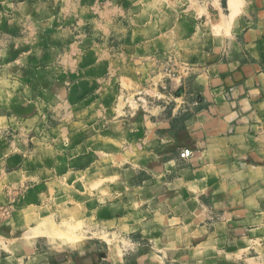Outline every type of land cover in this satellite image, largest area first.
Masks as SVG:
<instances>
[{"label": "crops", "instance_id": "1", "mask_svg": "<svg viewBox=\"0 0 264 264\" xmlns=\"http://www.w3.org/2000/svg\"><path fill=\"white\" fill-rule=\"evenodd\" d=\"M189 3L199 16L195 17L197 22L202 18L200 12L207 13L212 24L214 21L224 23L228 33L223 38L228 42L220 45L222 39L213 31L206 42L198 41L205 35L204 26L191 30L187 45L197 43L190 46L194 47L193 51L188 49L199 68L183 85L177 78L165 80L164 84L149 78L148 84H140L139 79L129 75L120 77V90L116 96L125 91L139 93L147 85L146 90L154 98L171 97L175 105L156 106L153 103L148 107V114H142L146 120L143 127L138 126L129 133L133 141L129 142L127 150H137L135 137L136 142L142 140L137 151H142L143 155L140 153L138 157L135 154V162L153 174L148 181H142L147 184L141 188L145 189L142 190L143 204H140L143 208L138 207L136 215L129 218L126 213L123 214L125 217H120L122 204L118 205L114 215H109L111 212L105 209L106 205H101L98 210H103L107 218L100 221V226L106 229L117 227L122 233L132 229L151 240L148 251L133 257L139 258V264H222L225 259L228 264H233L244 254L245 257L250 255L240 263L264 264V0H191ZM211 7H214V15L208 11ZM24 19L15 14L0 16V32L9 40L8 44L0 42L3 47L0 54L14 52L17 46L19 58L26 56L23 41L28 33L23 25ZM173 33L172 30L166 31L148 42L149 53L172 49ZM181 46L184 48L183 44ZM20 65L22 68L25 64ZM0 83L5 84L0 90V206L12 207L13 212V216L6 220L0 217V251L6 253L0 257V264H104V261L105 264H125V257L117 246L102 252L91 243L82 242L70 247L77 251L73 257L61 254L64 249L55 252L42 248L46 233L55 229L49 219H45L49 210L46 205L53 200V195L58 196V183H76L71 193L77 194L70 195L68 202L63 204L68 208V216L73 218L84 211L85 218L79 219L83 222L90 208L86 200L91 199L90 188L95 182H100L101 204L104 199H109V192L102 188L103 182L111 180L122 187L120 182L124 171L120 164L123 165L125 159L128 160L124 162L132 159L130 154L123 156L125 130L121 133L119 128L123 129L129 123L121 118L123 106L104 107L101 104L105 116L110 115L112 119L105 121V128L101 131V135L111 137L110 142L102 141L94 148L100 153L99 164L89 162L83 171L69 170L61 175V169L54 163L51 169L43 170L48 178L35 179L29 173L27 162L16 160L17 155L22 154V147L12 146L11 150L4 136L10 133L13 124H19L20 134L31 136V141L44 142L36 138L43 123L42 111L34 98L25 104L23 115L14 116L6 105L10 94L4 87L9 84L6 79ZM100 84L104 88L99 92L100 96L104 97V93L107 96L110 92L108 83L101 81ZM161 85L164 90L159 88ZM51 87V102L58 103L60 83L52 82ZM193 91L194 97L191 95ZM94 100L87 98L74 106L68 104L69 109L81 105L90 108ZM32 123L35 127L26 129ZM40 145L51 150L53 156L58 150L54 143ZM77 151L80 153L73 152L74 159L83 156L80 147ZM104 156L112 160L114 156L115 171L91 176L90 171L102 165ZM78 183L83 185L84 191L76 188ZM17 187L25 188L19 197L14 192ZM136 192L134 189L125 194L126 198H132L130 211L139 201L135 198ZM110 199L113 200L111 196ZM172 233L175 237H169ZM46 245L50 244L47 242ZM171 249L182 253L179 257L171 256ZM250 249H254V253H249Z\"/></svg>", "mask_w": 264, "mask_h": 264}, {"label": "rangeland", "instance_id": "2", "mask_svg": "<svg viewBox=\"0 0 264 264\" xmlns=\"http://www.w3.org/2000/svg\"><path fill=\"white\" fill-rule=\"evenodd\" d=\"M189 1L191 0H0V16H14V14L23 16L25 18L23 25L25 24L28 33L23 41L26 44V56L19 58L17 46L14 52L7 51V54H4L5 52L0 54V80L6 79L9 84L7 88L4 87L10 94L6 105L9 106L14 116H19L24 114L25 104L36 98L37 107L41 109L44 117L42 127H38L39 134L36 137L44 142L31 141V136L23 132L20 134L19 124H13L9 129L10 133L4 138L11 150L12 146L22 147V154L20 157L17 155L16 160L27 162L29 173L34 178H48L43 170L51 169L54 163L61 169L59 172L61 175L69 170L83 171L89 162L99 164L100 153L94 148H97L102 141L110 142L111 137L101 135V131L105 128L103 127L105 121L112 119L110 115L108 118L105 116L101 104L104 107L123 106L121 118L129 121L123 129L119 128L121 133L125 130L123 156L126 154L132 156L129 161L124 162L128 160L125 159L123 163L120 162L123 164H120V167L124 171L121 178L123 181L120 182L122 187L116 186L113 181L110 182L111 180L103 182L102 188L104 192H109V199L107 198L106 201L104 199L101 204L98 188L101 187L100 182H95L90 188L89 198L91 199L86 200V205L89 203L90 208L88 207V214L83 222L79 219L85 218L84 211L78 214L77 218H73V216H68V208L63 204L68 202L67 198L70 195L77 194L71 193L72 186L76 183H65L64 185L58 183L57 186L60 187L56 190L58 196L53 195V200L48 203L53 208L46 205L49 210L47 211L48 218L45 220L49 219L55 229L54 232L46 233L47 236L42 240V248L45 251L49 248L55 252L64 249L61 254L73 257L77 255V251H73L70 247L89 242L102 252H107L108 248L117 246L119 252L125 257V264H139L137 261L139 258L133 257L143 251H148L147 248L152 246L151 240L140 235L139 232H133L132 229L123 230L122 233L117 227L102 228L100 221L107 217L102 213L103 210L98 209L101 205H106L105 209L111 212L109 215H114L118 205L122 204L123 208H119L122 213L120 217H125L123 214L126 213L127 217L131 218L136 215L135 210L138 207L143 208L140 204L143 201L142 190L145 189L141 188H145L147 184L144 185L142 181H148L153 174L145 166H139L135 162V154L139 157L142 152L137 151L140 150L137 146L142 144V140L136 142L137 137H135L134 146L137 150L134 149L132 152L127 150L130 146L129 142L133 141L129 133L138 126L143 127V123H146L143 115L148 114V107H151L153 103L156 106L175 105L174 98L163 99L158 96L154 98L146 90L147 85L141 88L139 93L125 91L124 94L120 93L116 96L120 90V77L129 75V77L139 79L140 84L142 82L146 84L149 78L156 79V83L160 84H164L165 80L177 78L183 85L195 76L196 69L199 68L196 61H193L195 56L189 54L188 49L197 43L187 45L191 30L193 31L197 26L200 28L201 25L204 26L205 35L198 41L205 40L206 42L207 37H210L213 31L220 35L222 39L220 45L223 42L226 45L228 42L226 38H223V35L228 33L225 24L215 21L212 24L209 17L207 18V13L200 12L202 18L197 22L195 17L199 16L196 15L195 7ZM208 11L214 15L212 13L214 7ZM171 30L174 32L171 34L172 49L149 53L147 43ZM5 37V33L0 32V42L8 44L9 40ZM2 49L3 47L0 46V50ZM22 63L25 65L20 68ZM92 69L95 70L92 71ZM57 81L61 86V97L58 103L52 104L51 83ZM101 81L104 84L108 83L107 87L110 91L107 96L104 93V97L99 93L101 89H104L100 86ZM1 86L0 83V90ZM162 86L164 85L159 88L164 90ZM191 95L195 96L194 91ZM87 98L95 99L90 108L81 105L69 109L68 104L74 106ZM106 102L108 104H105ZM28 106L26 109H29ZM181 106L184 104L182 103ZM32 109L31 107L30 110ZM105 117L107 120L104 119ZM116 117L113 116V118ZM26 127L30 130L35 127V123ZM41 143H54L58 146V150L54 151L53 156L52 151L45 149V146L40 145ZM142 146L146 147L144 144ZM77 147L83 150V156L74 159L73 152L80 153ZM143 151L146 152L147 149L144 148ZM133 152H135L134 155H132ZM114 156L113 160H115ZM113 160L104 156L102 165L93 168L90 175L100 172L104 175L111 173V170H114ZM41 164L44 166L41 167ZM76 188L85 190L81 183H78ZM134 189H137L135 198L139 201H137L138 204L132 206V211H134L132 212L130 211L132 198H126L125 194H129ZM24 190V187H17L14 192L18 193L17 197H19ZM117 197L118 199L114 200ZM102 198L105 197L102 196ZM11 209L12 207L0 206L2 220L13 216ZM169 237H175V234L172 233ZM46 241L50 244L49 246L46 245ZM112 243L114 245H111ZM250 250L249 253H254V249ZM4 252V250L0 251V257L6 254ZM171 252V256L174 257H179L182 253L178 249H171ZM244 255L233 264H242L240 261L249 257L250 254L247 257ZM222 264H228L227 260H223Z\"/></svg>", "mask_w": 264, "mask_h": 264}]
</instances>
